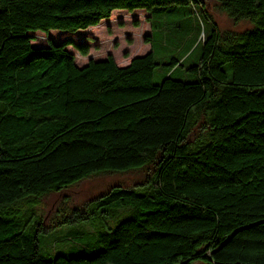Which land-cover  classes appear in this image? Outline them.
I'll return each instance as SVG.
<instances>
[{
  "label": "trees",
  "instance_id": "16d2710c",
  "mask_svg": "<svg viewBox=\"0 0 264 264\" xmlns=\"http://www.w3.org/2000/svg\"><path fill=\"white\" fill-rule=\"evenodd\" d=\"M189 1L208 15L206 0H0V264H264V0H212L242 26L201 22L191 80L155 79L179 62H157L151 43L124 65H76L66 46L86 55L87 41L27 33ZM101 171L124 182L67 207L70 186ZM96 218L91 246L40 252V224Z\"/></svg>",
  "mask_w": 264,
  "mask_h": 264
},
{
  "label": "rangeland",
  "instance_id": "374dc122",
  "mask_svg": "<svg viewBox=\"0 0 264 264\" xmlns=\"http://www.w3.org/2000/svg\"><path fill=\"white\" fill-rule=\"evenodd\" d=\"M205 8L208 15L201 10V5L195 2L159 5L153 7L149 20H147L149 11L143 8H135L131 11L115 8L108 17L101 19L94 27L76 31L29 30L27 33L30 34V42L34 46L46 45L50 41L58 42L64 38H70L72 41H87L89 50L86 55L79 54L70 44L66 46V49L73 53L76 65L84 64L89 58H103L107 53L112 54L115 62L121 65L125 57L143 54L149 50L151 43L153 57L157 62L164 63L170 58H175L179 62L171 67L163 64L156 65L155 79L158 73L168 70L167 73L172 78L191 80L194 79V74L187 69V66L196 62L199 57L201 40L198 37L202 31L201 22H203L206 34L212 26L209 18L211 15L221 28L242 26V23L232 25L225 13L215 8L212 0H206ZM134 21H137V25L133 24ZM145 34L151 35L150 42L143 41ZM101 172L102 175L71 185L68 189L70 198L68 197L65 205L68 207L79 203L100 189H105L110 183L124 182L120 179L123 172ZM137 176L138 173L128 174L126 182L131 184ZM56 199L53 194L45 196L35 206V210L40 213L45 212L49 207H53ZM58 203L56 202V205ZM40 226L43 230H39L37 234L39 250L47 255L80 252L83 248L93 244L97 231L102 228L97 218L78 219L61 224L49 223L46 226L40 224Z\"/></svg>",
  "mask_w": 264,
  "mask_h": 264
},
{
  "label": "crops",
  "instance_id": "0c3cea01",
  "mask_svg": "<svg viewBox=\"0 0 264 264\" xmlns=\"http://www.w3.org/2000/svg\"><path fill=\"white\" fill-rule=\"evenodd\" d=\"M150 47H151V45L149 44V48H150ZM134 55H135V54H134ZM134 55H132V56H134ZM138 55H139V54H138ZM132 56H130L129 58H128V57H127V58L125 57V58L123 59V62H122L121 65L127 64Z\"/></svg>",
  "mask_w": 264,
  "mask_h": 264
}]
</instances>
